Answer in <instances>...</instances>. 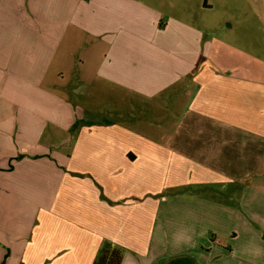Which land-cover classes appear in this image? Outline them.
<instances>
[{
    "label": "crops",
    "instance_id": "0c3cea01",
    "mask_svg": "<svg viewBox=\"0 0 264 264\" xmlns=\"http://www.w3.org/2000/svg\"><path fill=\"white\" fill-rule=\"evenodd\" d=\"M218 6L0 0V264H264V0Z\"/></svg>",
    "mask_w": 264,
    "mask_h": 264
},
{
    "label": "rangeland",
    "instance_id": "374dc122",
    "mask_svg": "<svg viewBox=\"0 0 264 264\" xmlns=\"http://www.w3.org/2000/svg\"><path fill=\"white\" fill-rule=\"evenodd\" d=\"M242 1L243 0H218L219 2V6L217 7L216 9V12L219 13V17H222L223 15L227 16V17H230L235 25V31H236V34H235V38L238 37V39H241V20L237 18V15L241 12V9H242ZM252 12L253 9H252ZM256 37H258L259 35L258 34H255ZM261 37L263 38L264 40V30L261 31ZM236 41H238L236 39ZM138 113V112H136ZM109 118L110 120H115L116 117L114 115H109Z\"/></svg>",
    "mask_w": 264,
    "mask_h": 264
},
{
    "label": "trees",
    "instance_id": "16d2710c",
    "mask_svg": "<svg viewBox=\"0 0 264 264\" xmlns=\"http://www.w3.org/2000/svg\"><path fill=\"white\" fill-rule=\"evenodd\" d=\"M122 257V251L108 243L93 264H121Z\"/></svg>",
    "mask_w": 264,
    "mask_h": 264
},
{
    "label": "clouds",
    "instance_id": "9594fccd",
    "mask_svg": "<svg viewBox=\"0 0 264 264\" xmlns=\"http://www.w3.org/2000/svg\"><path fill=\"white\" fill-rule=\"evenodd\" d=\"M190 239V238H189Z\"/></svg>",
    "mask_w": 264,
    "mask_h": 264
}]
</instances>
